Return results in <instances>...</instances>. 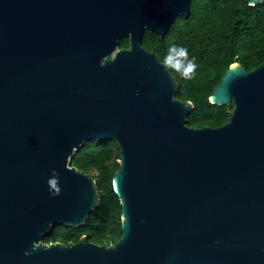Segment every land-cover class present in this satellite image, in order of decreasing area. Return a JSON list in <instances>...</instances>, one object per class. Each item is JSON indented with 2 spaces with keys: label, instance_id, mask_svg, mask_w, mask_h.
<instances>
[{
  "label": "water",
  "instance_id": "1",
  "mask_svg": "<svg viewBox=\"0 0 264 264\" xmlns=\"http://www.w3.org/2000/svg\"><path fill=\"white\" fill-rule=\"evenodd\" d=\"M190 2L0 0V264H264V60L230 64L208 96L233 102L227 121L194 128L142 46ZM94 138L118 147L122 234L43 243L99 204L93 176L69 165Z\"/></svg>",
  "mask_w": 264,
  "mask_h": 264
},
{
  "label": "trees",
  "instance_id": "2",
  "mask_svg": "<svg viewBox=\"0 0 264 264\" xmlns=\"http://www.w3.org/2000/svg\"><path fill=\"white\" fill-rule=\"evenodd\" d=\"M174 44L186 47L189 58H195L197 64L192 79L170 71L178 85L175 97L193 104L187 126L222 125L234 104H212L208 96L233 62L250 71L264 60V0L253 6L245 0H191L189 14L177 16L161 39L149 29L142 36L143 48L153 52L160 62ZM128 46L129 39L122 37L119 47ZM119 159L112 139L87 140L74 151L69 165L93 176L99 204L80 226L54 225L51 233L42 238L43 243L69 244L85 235L97 244H113L120 238L121 206L112 187Z\"/></svg>",
  "mask_w": 264,
  "mask_h": 264
},
{
  "label": "clouds",
  "instance_id": "3",
  "mask_svg": "<svg viewBox=\"0 0 264 264\" xmlns=\"http://www.w3.org/2000/svg\"><path fill=\"white\" fill-rule=\"evenodd\" d=\"M162 65L167 71L179 73L183 79H192L195 75L197 64L195 58H189L186 47L171 45L163 58ZM55 170H53L54 172ZM53 195H58L57 179L50 178L48 181Z\"/></svg>",
  "mask_w": 264,
  "mask_h": 264
}]
</instances>
